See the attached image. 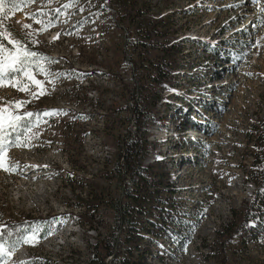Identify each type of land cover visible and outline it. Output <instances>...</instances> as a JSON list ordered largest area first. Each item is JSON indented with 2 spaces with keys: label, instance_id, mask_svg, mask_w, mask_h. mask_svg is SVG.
<instances>
[{
  "label": "rangeland",
  "instance_id": "obj_1",
  "mask_svg": "<svg viewBox=\"0 0 264 264\" xmlns=\"http://www.w3.org/2000/svg\"><path fill=\"white\" fill-rule=\"evenodd\" d=\"M141 1L151 14L168 18V34L158 44L172 42L181 51L161 100L144 107L164 122L146 128L155 149L144 163L157 160L164 167L160 178L176 219L169 232L144 236L143 264H218L206 257L205 245L228 222L239 236L225 245L226 264H264V224L249 223L252 231L244 232L240 222L255 189L246 178L254 160L247 135L264 118V0ZM70 2L33 0L0 14L15 39L52 61L53 74L46 79L33 72L45 89L36 98L0 87V108L35 114L24 117L32 125L28 146H11L5 154L10 170L0 169V219L49 221L44 238L33 244L19 235L30 224L15 223L19 243L0 255V264H87L88 245L113 224V213L102 207L97 230H87L77 219L84 209L72 191L93 180L113 193L115 136L133 131L129 110L143 96L135 88L144 52L123 46L127 26L115 28L112 11L95 10L98 3L108 7V0H78L64 8ZM33 16L50 26L40 31ZM129 37L134 40V33ZM145 55L154 60L159 54ZM17 101L26 103L17 108ZM39 230L31 224L26 233Z\"/></svg>",
  "mask_w": 264,
  "mask_h": 264
},
{
  "label": "trees",
  "instance_id": "obj_2",
  "mask_svg": "<svg viewBox=\"0 0 264 264\" xmlns=\"http://www.w3.org/2000/svg\"><path fill=\"white\" fill-rule=\"evenodd\" d=\"M108 2V7L98 3L95 10L98 14L112 11L109 20L113 22L114 27L119 29L121 25L127 26L128 32L122 39L123 46L129 45L144 52V59L140 60L139 66L143 69V76H140L139 84L135 88V91L142 92L143 96L142 99L137 97L136 102L130 106L129 111L134 117L133 131L115 136L117 154L111 162L112 178L115 180L113 193L93 180L90 184L79 185L80 191L74 189L72 193H76L74 196L78 199V206L84 209L77 215V219L87 230H97L96 218L100 208L104 207L113 213V224L105 228L103 235L97 232L94 242L88 245L90 256L87 264H143L147 253V248L141 245L144 236L149 232L156 235L169 232V226L173 225L176 219L172 214L168 189L165 184L162 185L164 181L160 178L165 174L164 167L160 166L157 160L144 163L155 149L148 139L146 128L152 124H164L158 114L144 107L148 105L151 108L161 100L162 85L170 80L172 70L177 68V58L181 51L176 48L178 44L174 45L172 42L158 44V40L168 34V28L165 27L167 17L151 14L146 3L141 0ZM131 33L135 35L134 40L129 37ZM3 43L11 47L6 40ZM151 51H157L159 54L154 60L145 55ZM139 54L141 52H138V57ZM130 62L137 65L135 60ZM247 136L254 145V160L246 178L255 189L249 203L240 212L244 232L252 231L249 223L258 226L264 224V118L250 125ZM103 173L101 172L100 177L107 180L108 173ZM84 187L87 190L83 191ZM17 222L22 224L20 226L30 224L24 226L25 230L19 233L22 237L27 234L31 224L38 225L40 230L37 236L40 241L45 236L49 221L30 215L14 221L0 219V239L9 248L19 243L14 241L11 230L18 226L15 225ZM221 230L222 233L217 231L218 239L205 245L208 248L206 257L218 260V264H226L225 245L239 235L230 222Z\"/></svg>",
  "mask_w": 264,
  "mask_h": 264
},
{
  "label": "snow or ice",
  "instance_id": "obj_3",
  "mask_svg": "<svg viewBox=\"0 0 264 264\" xmlns=\"http://www.w3.org/2000/svg\"><path fill=\"white\" fill-rule=\"evenodd\" d=\"M33 0H21L20 3L17 0H0V14L7 15L8 12H14L18 10L22 4H30ZM78 0H72V2L65 4L64 8H70L75 6ZM264 11V8H261ZM35 23L41 24L40 31H44L50 26L44 24L43 21L32 17ZM24 28H31V25L25 24ZM28 37H31L33 33H28ZM58 38L54 37V39ZM7 41L6 46L3 41ZM52 63L47 57H43L40 53L33 51L28 47L27 43L21 40L15 39L10 32L3 28L0 24V87L11 86L19 91L28 92L33 98L37 95H44L45 89L42 87V81L35 79L33 72H39L47 79L53 74L48 68V64ZM49 83L53 82L48 80ZM32 85H35L36 90L32 89ZM26 102L17 101L15 107H22ZM50 113H45L48 115ZM35 115L31 112H25L22 115L11 110L9 108H0V169L9 171V166L5 163V154L8 148L11 146L27 147L31 139L29 132L32 125L25 123L24 117H31ZM25 243L33 244L37 242L38 236L36 231L26 234L23 237ZM11 248H6L4 244H0V255H10Z\"/></svg>",
  "mask_w": 264,
  "mask_h": 264
}]
</instances>
